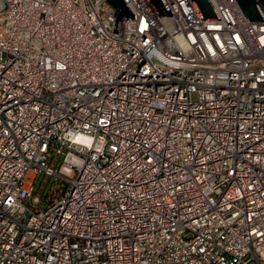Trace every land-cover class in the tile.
I'll return each instance as SVG.
<instances>
[{"label": "built area", "instance_id": "obj_1", "mask_svg": "<svg viewBox=\"0 0 264 264\" xmlns=\"http://www.w3.org/2000/svg\"><path fill=\"white\" fill-rule=\"evenodd\" d=\"M209 1L0 0V264H264V21Z\"/></svg>", "mask_w": 264, "mask_h": 264}, {"label": "water", "instance_id": "obj_2", "mask_svg": "<svg viewBox=\"0 0 264 264\" xmlns=\"http://www.w3.org/2000/svg\"><path fill=\"white\" fill-rule=\"evenodd\" d=\"M154 10L160 16H171L164 0H148ZM201 20H220L209 0H190ZM243 15L249 21H264L255 0H236ZM106 3L114 10L115 17L112 33H117V22L133 19V14L124 0H106Z\"/></svg>", "mask_w": 264, "mask_h": 264}, {"label": "rangeland", "instance_id": "obj_3", "mask_svg": "<svg viewBox=\"0 0 264 264\" xmlns=\"http://www.w3.org/2000/svg\"><path fill=\"white\" fill-rule=\"evenodd\" d=\"M41 186H42V180H41V178H39V180H38V182H37V184H36V191L39 190V189L41 188ZM48 187H49V183L47 184L45 190H47ZM45 193H46V192H44L43 197H44Z\"/></svg>", "mask_w": 264, "mask_h": 264}]
</instances>
